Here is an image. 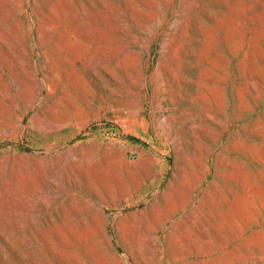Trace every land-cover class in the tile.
I'll use <instances>...</instances> for the list:
<instances>
[{"label": "rangeland", "instance_id": "374dc122", "mask_svg": "<svg viewBox=\"0 0 264 264\" xmlns=\"http://www.w3.org/2000/svg\"><path fill=\"white\" fill-rule=\"evenodd\" d=\"M0 264H264V0H0Z\"/></svg>", "mask_w": 264, "mask_h": 264}]
</instances>
